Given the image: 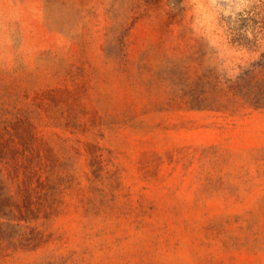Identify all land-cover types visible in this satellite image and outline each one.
Masks as SVG:
<instances>
[{"label":"rangeland","instance_id":"obj_1","mask_svg":"<svg viewBox=\"0 0 264 264\" xmlns=\"http://www.w3.org/2000/svg\"><path fill=\"white\" fill-rule=\"evenodd\" d=\"M0 264H264V0H0Z\"/></svg>","mask_w":264,"mask_h":264}]
</instances>
